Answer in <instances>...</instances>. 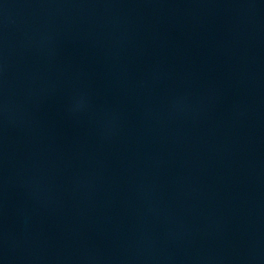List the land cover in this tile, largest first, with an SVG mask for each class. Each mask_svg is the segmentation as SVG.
I'll return each instance as SVG.
<instances>
[{"label": "water", "instance_id": "95a60500", "mask_svg": "<svg viewBox=\"0 0 264 264\" xmlns=\"http://www.w3.org/2000/svg\"><path fill=\"white\" fill-rule=\"evenodd\" d=\"M0 264H264V0H0Z\"/></svg>", "mask_w": 264, "mask_h": 264}]
</instances>
